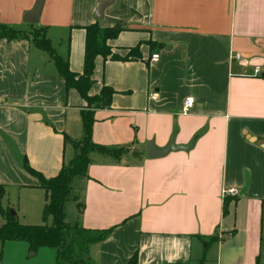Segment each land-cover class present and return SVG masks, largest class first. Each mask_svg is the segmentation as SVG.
<instances>
[{
    "label": "crops",
    "instance_id": "obj_1",
    "mask_svg": "<svg viewBox=\"0 0 264 264\" xmlns=\"http://www.w3.org/2000/svg\"><path fill=\"white\" fill-rule=\"evenodd\" d=\"M36 1L0 0V25L45 28L71 71L83 73L85 27L95 23L121 30L108 41L112 52L125 57L138 46L141 56L97 57L89 94L115 93L110 106L90 108L30 33L0 37L2 205L22 224L44 222L47 192L28 167L57 176L91 111L93 142L119 151H92L76 177V210L65 205L67 222L82 231L111 230L89 246L93 264H129L135 254L138 264H260L264 0H45L39 21L28 23ZM187 98L194 103L184 114ZM171 141L179 148L148 156L151 142L162 150ZM0 252V264L56 262L55 250L33 252L25 241L0 242Z\"/></svg>",
    "mask_w": 264,
    "mask_h": 264
},
{
    "label": "trees",
    "instance_id": "obj_2",
    "mask_svg": "<svg viewBox=\"0 0 264 264\" xmlns=\"http://www.w3.org/2000/svg\"><path fill=\"white\" fill-rule=\"evenodd\" d=\"M86 42H85V56H84V71L82 74H77L70 70L69 62L56 55L50 39L46 35V29L40 28L41 35L33 36L36 45L46 51L55 61L61 76L66 82L68 89L75 88L80 95L86 100L90 108L93 107H107L112 103V98L115 93L114 89L104 86L100 95L90 96L89 92L93 84V73L95 69L96 59L102 56L104 59L111 58L113 60H128L132 53L136 57H140L141 53L139 47L132 48L129 55L122 57L112 52L111 46L108 44L110 39H115L120 29L101 28L99 24L95 23L85 27ZM36 30V29H35ZM27 33L23 30H17L6 25H0V37L13 39L18 37H27ZM84 123V137L79 141H73L76 149L75 157L66 165L63 166L60 173L52 178H45L42 174L28 167V171L40 179V186L47 192V203L43 209L42 225H28L22 224L18 221L17 215H13L9 210H5L2 206V198L4 197V190H0V213L6 217V223L0 225V242L6 241H25L29 244L30 251L36 252L39 248L48 247L56 249L57 254L62 251L66 242V235L70 230L71 224L66 220L65 205L72 192V183L76 177L84 176L87 167L90 163V153L95 150L109 151L117 154L119 151L108 150L100 147L93 142L92 127L94 123L93 113L87 111L83 115ZM225 202L227 203V197ZM225 211V210H224ZM52 217L53 222L48 225L46 222L48 218ZM78 226L76 225V228ZM81 230V229H80ZM82 231V230H81ZM84 232V231H83ZM111 230H107L94 238L92 243H98L109 236ZM217 236L210 238L209 242L217 241ZM208 242V246H209ZM89 248V246H88ZM88 248L86 258L88 257ZM67 250V249H66ZM2 252H0V257ZM58 259V263H59ZM77 262L74 264H82ZM205 263V257L200 264ZM73 264V263H71ZM85 264V263H83ZM129 264H138V256L135 254L129 261Z\"/></svg>",
    "mask_w": 264,
    "mask_h": 264
},
{
    "label": "rangeland",
    "instance_id": "obj_3",
    "mask_svg": "<svg viewBox=\"0 0 264 264\" xmlns=\"http://www.w3.org/2000/svg\"><path fill=\"white\" fill-rule=\"evenodd\" d=\"M27 33H30L32 38H33V36L41 35L40 28H36V30H35V28L32 30H28ZM57 33H59V37L61 35H63L61 33V31H57ZM132 55H133V53H132ZM78 180H79V178H76L74 180V182L72 183V192H71L68 200L66 201V210H76L74 200H75V197L77 196V194L80 192V183H78L79 182ZM11 202H12V200H11ZM12 203H15V202H12ZM3 207L5 210H9L10 212L12 211V208H14V206L8 207L7 203ZM70 219H71V217H70ZM70 219L68 218V221ZM2 220H3V218L0 216V223ZM37 223L38 224H32V225L45 224L44 222H37ZM70 224H71L70 230L68 231L67 235L65 236L66 242H65V245H64V248L62 249V251L59 252L60 254H57L56 249L49 248L50 250L56 251V262H55V264H71V263L74 264V263H77L78 261L83 262L85 264H93V261L91 258H90L91 262L86 258V254H87L88 246L91 245L90 242L94 241V238H96V236H98V234L97 235H91L89 233L81 231L79 227L76 228L75 224H72V223H70ZM58 259L61 260V261H59V263H58ZM260 264H264V255L261 256Z\"/></svg>",
    "mask_w": 264,
    "mask_h": 264
},
{
    "label": "water",
    "instance_id": "obj_4",
    "mask_svg": "<svg viewBox=\"0 0 264 264\" xmlns=\"http://www.w3.org/2000/svg\"><path fill=\"white\" fill-rule=\"evenodd\" d=\"M44 3H45V0H37L33 9L26 14L25 21L28 23H32V24L37 23L39 21ZM102 8H103V6H102ZM178 148L179 147H176L174 145V142L171 141L170 144L166 148H164L162 150H157L154 148V146L151 142L148 146L147 153H148V156L155 157V156L164 155V154L168 153L170 150H176ZM11 213L13 215H16V212L14 210H12Z\"/></svg>",
    "mask_w": 264,
    "mask_h": 264
},
{
    "label": "built area",
    "instance_id": "obj_5",
    "mask_svg": "<svg viewBox=\"0 0 264 264\" xmlns=\"http://www.w3.org/2000/svg\"><path fill=\"white\" fill-rule=\"evenodd\" d=\"M159 58V54H153L152 55V59L153 60H157ZM235 59H240L241 56L240 55H235L234 56ZM256 74H260L262 73L261 72V69L259 67L256 68L255 70ZM193 103H194V100L193 98H187L185 101H184V107H183V113L184 114H187L189 113L190 109L192 108L193 106ZM238 190L237 189H229L227 191H225L224 193L226 195H237L238 194Z\"/></svg>",
    "mask_w": 264,
    "mask_h": 264
}]
</instances>
